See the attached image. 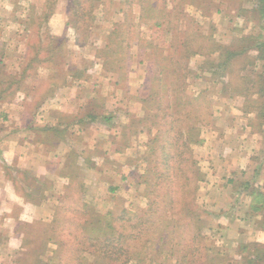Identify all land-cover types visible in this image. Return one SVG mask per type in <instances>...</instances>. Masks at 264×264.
<instances>
[{
	"label": "rangeland",
	"instance_id": "1",
	"mask_svg": "<svg viewBox=\"0 0 264 264\" xmlns=\"http://www.w3.org/2000/svg\"><path fill=\"white\" fill-rule=\"evenodd\" d=\"M83 1L90 3L91 0ZM93 1L94 6L88 18L89 24L84 27L83 22H76L73 19L70 9L71 0H0V81L7 82L14 76L16 78L8 90L7 98H0V130L11 131L16 127L17 122L24 123L25 114L33 124L35 121L41 123L48 117V112L55 116L60 114L64 105L71 108L79 107L78 111L85 119L82 124L74 126L76 129L72 127L69 130L70 133L67 132V136L71 134L77 136L76 134L81 132L85 134L88 128H94L88 134L94 138V146L97 143V147L86 150L79 146L81 165L79 168V165L72 162L74 167L69 171L71 178L68 190H62L61 184L57 186L58 191L55 187L53 190V186L49 183L43 185L44 178L40 179L37 192H46L47 197H50L49 201H46L49 206L41 204L40 209L38 208L39 213L41 212L44 217L47 212L51 213L53 201H56L54 204L59 203V205L64 201H71V207H76L79 204H77L78 201L81 203L84 201L92 211L100 214L117 211L118 208H126L132 213L136 210H146L148 202L145 193L148 189L144 181L146 177H149L148 180L154 177L153 170L148 171L149 162L144 157L145 148H142L145 146L146 137L142 134L136 142L138 136H133L130 139L131 144H120L123 150H128L123 158L118 157L115 153H118V141H123L122 127L132 123L135 112L130 110V114L126 113L127 122L122 123L117 114V104L110 103L106 106L105 99L102 98L105 96L100 91L103 88L108 92L110 80L106 79L115 77V84L120 87L118 91L120 96L118 99L113 96L105 98L117 103L123 97L126 82L136 83L140 79L144 82L146 65L150 63L152 57L150 54L157 50L146 47L147 44L159 45V51L162 50L164 54L170 51L177 54L185 48L183 41L187 37L189 40L200 37L199 41L204 46L201 47V53L192 55L189 60L191 73L187 78L186 89L191 96L202 93L211 101L213 118L210 125L205 127L208 132L211 131L210 129L217 130L221 124L228 125L233 131H236L235 128L246 129L245 125L251 127L248 124L249 118L255 117L256 112L244 114L242 110L244 101L248 96L257 101L263 99L258 93L252 92L256 91L254 89L256 87L251 88L252 91L248 96L242 93L243 90H237L234 94L231 92L233 82L237 87L244 82L241 74L256 77L264 71V60L256 58L257 50L249 52L253 62L247 63L243 70L240 69L241 63L244 62L242 59L231 61L230 72L226 71L227 74L220 67V63L223 62L222 56L226 55V53L221 54V51L232 47L245 34L264 33V21H260L256 11L259 0H176L177 6L172 0H130V3L129 0ZM164 5H167L168 10L165 15L149 11L157 17L162 16L159 18V21L163 23L161 27L154 25V19L148 21L144 18L145 16L140 17L143 7L163 9ZM127 12L132 14L131 26ZM113 29H118L122 37H135L132 40L134 54H137L139 38H142V44H145L144 52H142L144 62L139 63L138 58H134L132 73H129L128 78L119 72L109 71L97 53L99 48L106 45L108 35ZM172 43L177 44L176 51L174 48H169ZM210 47H212L211 53H208ZM101 69L108 72L105 73L108 76H103ZM24 74L25 77H22ZM5 87H7L6 84ZM5 87L0 88L1 94L5 93ZM132 87L134 93H129L131 95L129 99L133 102L136 100L139 88L135 90V86ZM128 91L130 92V89ZM101 101L104 104L103 108L113 116L111 121L103 116L91 121L87 116L90 107L95 110L101 109ZM19 107H23V118H20V113L23 112L19 110ZM71 111L74 113V110ZM140 113L141 108L138 103L137 114ZM215 115H217L216 118ZM93 124H100L101 127L95 131ZM209 127L212 128L209 129ZM216 139L213 136L209 138L205 148L200 147L203 144L192 145L193 159L196 168L199 169L196 170V175L191 173V166L186 162H182L181 167L176 169L178 185L183 184L187 177L193 181L192 186L197 185L194 206L204 223L202 232L206 249L196 264H259L257 261L264 260V235L259 241L251 240L253 235L247 234L249 231L247 227L251 225L249 209L255 218L257 214L253 211L258 210L255 207L254 210L252 206L260 205L253 198L257 192L264 189L262 188L264 173L257 171L258 167L261 171L264 170V164L258 163L261 161L258 156L260 153L264 154V124L261 125V130L255 131L254 135H249V140L244 146L247 151L253 147L259 152L258 156L249 155L250 161H248L253 165L250 176L256 174L257 177L250 178L252 182L247 181L246 178L236 179L238 186L235 189L236 201L233 202L235 209L226 210L224 220L219 217L221 215L219 211L220 206L222 208L226 206H223L221 202L218 205L219 208L215 209V203H218L219 198L227 193L226 183L230 178H227L229 175L227 168L223 167L221 170V163L215 161L219 157L227 158L228 161H239L242 155L231 154L239 143L234 134L222 136V141L217 139L219 142H215ZM136 145H140L141 148L137 150ZM134 151L139 152L134 153ZM61 156H65L64 150ZM118 159H123L125 163L124 168L120 167L123 170L116 168ZM108 183L110 188L106 191ZM223 183L224 188L220 190L223 194L217 195L216 192L219 190L217 185ZM93 195L96 198L94 203L91 202ZM49 208L50 210H47ZM54 211L56 215L59 213L57 207ZM69 215L63 214L62 220L68 224L67 229L72 230L77 223ZM54 218L47 217L46 220L36 221L34 228L27 236L25 249L17 254L12 252V258L9 259V251L4 252L5 250L1 249L0 258L5 260L3 262L45 264L57 248V244L53 241L44 243L47 237L46 228L50 229L53 226ZM255 220L257 221L255 223L260 224L262 217ZM232 226L234 231L239 229L241 234L239 237L238 233L232 232ZM7 242V239L0 237L1 247L4 248ZM54 254L60 255L59 260H55L56 264H78L83 256L86 257L87 264H93L95 260H99L90 252L76 251L73 245ZM254 258L257 259L255 263L252 260ZM129 264L136 263L129 262ZM260 264H264V261Z\"/></svg>",
	"mask_w": 264,
	"mask_h": 264
},
{
	"label": "trees",
	"instance_id": "2",
	"mask_svg": "<svg viewBox=\"0 0 264 264\" xmlns=\"http://www.w3.org/2000/svg\"><path fill=\"white\" fill-rule=\"evenodd\" d=\"M172 2L177 6L176 0ZM93 6V0L90 3H84L83 0H71L70 9L73 19L76 22H83L84 27H87ZM166 6L164 5L163 9L143 7L140 17L145 16L144 18L148 21L154 19V25L159 28L163 25L159 18L168 12ZM149 11L162 14L157 17ZM256 11L260 21L263 22L264 0H259ZM130 16H132L131 13L128 14V17ZM130 19L131 17L129 18L131 26ZM134 38L122 37L118 29L111 30L106 45L99 48L97 52L109 71L119 72L128 78L134 58H138L139 63L144 62L142 52H144L145 44H142L143 40L139 38V44H136L137 54H134L132 42ZM52 39L56 40L55 37ZM199 40L200 37L190 40L187 37L183 41L185 48L177 54L171 51L164 54L162 50L159 51V45L153 43L146 45L148 48L157 50L150 54L152 57L150 63L146 65L144 82L135 97L141 113L133 114L132 123L123 125L121 137L123 141L119 142L121 145L129 144L133 136L146 134L144 157L149 162L148 171L153 170L154 174L150 180L146 177L144 181L148 189L145 193L148 202L146 210H136L132 213L126 208H118L117 211L100 214L92 211L84 201L82 203L78 201L77 204H79L76 207H71V201H64L57 206L59 213L54 218L53 226L50 229L46 228L45 233L47 237L44 243L53 241L57 244L54 253L73 245L76 251H87L97 256L99 260H95L93 264H129V262L196 264L205 253L206 245L202 232L204 223L194 206L197 185L192 186L193 181L190 177L185 178L183 184L178 185L176 173L181 163L186 162L191 166V173L196 175L195 172L199 169L196 168L193 159L192 145L203 144V128L210 125L213 118L208 96L202 93L191 96L186 89L187 78L191 73L189 60L192 55L201 53V47L204 46ZM177 47V44L172 43L169 48H174L176 51ZM211 48L208 53H211ZM253 50L258 51L256 58L264 60L263 32L245 34L232 47L221 51V54L226 53L225 57L222 56L221 70L225 71V74L230 72L229 67L234 59L244 61L240 66L243 70L247 63L253 62V57L249 55V52ZM22 77H25V74ZM15 79L14 76L9 81H5L6 83L0 81V88L7 85L4 88L5 93L1 94L0 89L1 99L7 98L8 90ZM241 79L244 82L241 85L238 84V87L233 82L231 92L234 94L237 90H243L242 93L248 96L256 87L254 88L256 91L252 92L258 93L263 99L257 101L249 96V98L246 97L242 110L244 114L256 112L255 117L249 118L248 124L253 131L261 130V125L264 124V71L256 77L241 74ZM102 105L104 104L101 101L100 111L89 108L87 116L91 121L99 116L109 121L113 119L111 113ZM126 113L130 114L129 111ZM78 121H84L83 117H79ZM263 199L264 192H257L255 202L262 203ZM63 214H70L69 216L77 223L72 230H68V224L63 222ZM54 253L49 256L45 264L50 262L56 264L55 260H59L60 255L56 256ZM85 258L83 256L78 264H87ZM252 260L255 263L257 259ZM263 261H257V263L260 264Z\"/></svg>",
	"mask_w": 264,
	"mask_h": 264
},
{
	"label": "crops",
	"instance_id": "3",
	"mask_svg": "<svg viewBox=\"0 0 264 264\" xmlns=\"http://www.w3.org/2000/svg\"><path fill=\"white\" fill-rule=\"evenodd\" d=\"M58 20V19H57ZM59 22V21H58ZM101 73L103 76H108L104 72L103 69H101ZM132 73V72H130ZM131 76V74H130ZM143 79V78H142ZM106 80H110L109 82V91L106 92V89H101L100 92L102 94L109 98V96L118 97V91H120V87L115 84V77H109ZM95 82V81H93ZM100 82V81H96ZM143 80L136 81H128L125 83V91L123 90L124 94L123 97H121L120 101H109L108 98L102 97L105 99V105L108 106L110 103L117 104V114L119 115V120L122 123H126V112L133 110L135 113L138 112V103L135 101H131L129 99V93H134L133 87L135 86V90L140 88ZM107 89V90H108ZM130 89V92L128 91ZM128 91V92H127ZM128 95V96H127ZM129 99V101H127ZM75 103V101H73ZM10 103H8L9 105ZM89 104V102H88ZM77 105V103H76ZM56 107V106H55ZM133 107V109H132ZM22 108V109H21ZM53 108V107H51ZM50 108V109H51ZM74 108V109H73ZM68 107V105H64L63 111L55 116V114H51L48 112V117L45 118L44 121H41V123H38L35 121L33 124L32 121L28 119L24 115L23 107H19V110H21L23 113L21 114L20 118H23V115L25 117V122H17L16 127L13 128L11 131H2L0 130V237L7 239V245L3 247L0 246V250L4 249V252L9 251V259L12 258V252L14 253H20L25 249V242L28 239V234H30V231L35 226L36 221L40 219H47V217H55L56 212L54 211V208L59 205V203L54 204L56 201H53V204L51 205V213H46V217L39 213V209L41 204H46V201H49L50 197H47L48 193L46 192H37V187L39 185L40 179L44 178L45 181H43V185H50L57 189V186L61 184L62 190L67 189L70 185V174L69 171L74 167L72 165L75 163L76 165H81L80 161V155L78 154L79 146L83 149H94L97 147V143L94 146V138H91L89 136L88 132L94 130V128H88L87 133L84 134V132L76 134H71V136H67V132L71 130L72 127L77 126L79 123L82 124V122L78 121V118L83 116L79 113L78 110L79 107ZM128 108V109H127ZM49 109V110H50ZM48 110V109H47ZM71 110H74V113H72ZM217 114V113H216ZM125 115V116H124ZM122 116V117H120ZM217 115H215L216 118ZM27 118V119H26ZM85 120V119H84ZM91 125V124H90ZM95 126V131L97 128H100V124H93ZM246 129H237L236 131H233V129H229L228 125L221 124V127H218L217 130L210 129L212 127H209L211 130L210 132L207 131V129L203 128L202 131V138H203V145H200V147H206V143H208L209 138L213 136L214 139H222V136L227 137L229 134H234L237 139L239 140L238 146L233 149V153L231 154H240L242 155L239 159V161L230 160L228 161L227 158L219 157L216 159L215 162L221 163L220 168L223 170V167L227 168L230 179H228L226 182V197L223 195L219 200L218 203H215V209H218V205L223 204V206H220L221 215L219 216L222 220H224L225 217V211L226 210H234L235 206L233 205V202L236 201L235 195H237V191L235 189L237 188L238 184L236 183V179H245L248 181L250 178H256L257 175L254 174L250 176V170L252 168V164H250L248 161H250V156H258L259 152L256 151L257 149H253L251 147V150L244 149L245 144H247L249 140V135H254L253 129L247 125H245ZM228 128V130H227ZM249 128V129H248ZM74 129H76L74 127ZM70 133V132H69ZM74 135V137H72ZM144 137H146V134L143 133ZM142 137V134H140ZM141 137H136V142ZM120 138V137H119ZM83 139V140H82ZM215 142H219L217 140ZM222 141V140H221ZM120 142V141H118ZM146 140L144 141L145 144ZM141 143V142H139ZM135 148L138 150L140 145H136ZM142 148L146 149V144ZM256 148V147H255ZM135 149V150H136ZM64 150V155L61 156ZM127 150H123L122 146L118 143L117 146V152L115 153L118 155V157L121 156L123 158L125 155H127ZM139 151H134V153H137ZM248 156V157H247ZM261 161L258 162L261 164H264V154H261L258 156ZM246 160H245V159ZM68 164V165H67ZM249 164V165H247ZM108 167V162L106 163ZM117 169L120 170V167L124 168V161L119 160L117 161ZM69 166V167H68ZM123 168L121 170H123ZM67 169H69L67 171ZM257 171H259L261 174L264 173V170L261 171L260 168H257ZM78 172V171H77ZM47 174V175H46ZM227 174V173H226ZM47 176V177H46ZM49 176V177H48ZM224 177L223 175H221ZM226 176V175H225ZM124 178V176L122 175ZM49 178V181H48ZM235 178V179H234ZM77 179V177H75ZM249 182H252L249 180ZM237 184V185H236ZM223 184L217 185L219 186V190H217V195L223 194L221 189ZM263 185V186H262ZM262 188H264V183L262 184ZM109 183L107 185L106 191H108ZM102 187V186H101ZM44 188V187H42ZM99 189V188H98ZM102 189V188H101ZM217 189V188H216ZM61 190V191H62ZM100 190V189H99ZM98 191V190H97ZM220 191V192H219ZM264 192V189L262 190ZM60 193V191H59ZM90 193H92L90 191ZM89 193V195H90ZM89 196L88 194H86ZM214 195V196H217ZM86 196V197H87ZM214 198V197H213ZM48 199V200H45ZM94 203L96 201L95 195L91 198ZM45 200V201H44ZM227 200V201H226ZM250 200V199H249ZM255 201V197L253 198ZM44 201V203H43ZM248 201V200H247ZM256 203H258L256 201ZM258 206H252V208L258 211L256 212V217L254 218V215L250 211H248V216L251 217V222L249 224L250 227H247L249 231H247V234H251V240H258L261 239V236L264 235V199L262 203H259ZM45 206V205H43ZM49 206V205H48ZM234 206V207H233ZM250 206V205H249ZM39 208V209H38ZM53 209V210H52ZM254 209V210H255ZM47 210H50L47 209ZM261 213V215H260ZM219 215V214H218ZM262 222L260 224L255 223L257 222L255 219H261ZM249 222V221H248ZM259 222V221H258ZM248 224V225H249ZM232 232L238 233L241 235L238 231L239 229L233 230V226L231 227ZM7 237V238H6ZM30 238V237H29ZM249 240V238H248ZM11 250V251H10ZM13 250V251H12ZM2 252V251H1ZM2 258H0V264H6L4 263ZM7 261V260H6Z\"/></svg>",
	"mask_w": 264,
	"mask_h": 264
}]
</instances>
